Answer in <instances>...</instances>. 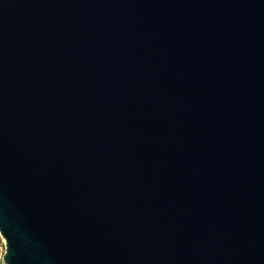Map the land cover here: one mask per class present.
<instances>
[{"label":"water","instance_id":"1","mask_svg":"<svg viewBox=\"0 0 264 264\" xmlns=\"http://www.w3.org/2000/svg\"><path fill=\"white\" fill-rule=\"evenodd\" d=\"M8 264H264V0H0Z\"/></svg>","mask_w":264,"mask_h":264},{"label":"built area","instance_id":"2","mask_svg":"<svg viewBox=\"0 0 264 264\" xmlns=\"http://www.w3.org/2000/svg\"><path fill=\"white\" fill-rule=\"evenodd\" d=\"M8 251L7 247V241L6 238L4 237L3 233L0 231V264H8L5 261V254Z\"/></svg>","mask_w":264,"mask_h":264}]
</instances>
